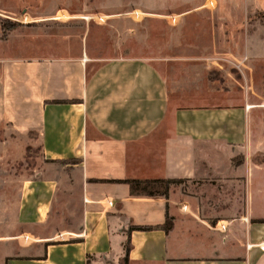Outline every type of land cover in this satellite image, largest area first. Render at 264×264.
Returning a JSON list of instances; mask_svg holds the SVG:
<instances>
[{"label":"crops","instance_id":"obj_1","mask_svg":"<svg viewBox=\"0 0 264 264\" xmlns=\"http://www.w3.org/2000/svg\"><path fill=\"white\" fill-rule=\"evenodd\" d=\"M210 1L205 47L250 68L264 57L256 49L264 26L248 17L264 9L244 0L235 25L230 10ZM78 48L75 56H48L41 45L17 54L0 40V128L22 137L36 130L44 161L20 185L19 231L0 235V264H123L128 240V264H264V219L256 221L252 196L238 216L211 223L172 189L135 195L118 182L238 176L232 160L247 143L249 105H178L169 92L201 95L205 77L176 73L169 81L146 59L97 61L84 41ZM74 193L75 212L64 204ZM64 208L76 226L46 230Z\"/></svg>","mask_w":264,"mask_h":264},{"label":"rangeland","instance_id":"obj_2","mask_svg":"<svg viewBox=\"0 0 264 264\" xmlns=\"http://www.w3.org/2000/svg\"><path fill=\"white\" fill-rule=\"evenodd\" d=\"M217 1L219 10L231 11L230 18L234 20L231 24L240 25L243 18L239 22V17L246 2ZM253 2V6L264 9V0ZM205 3V11L190 10ZM213 3L210 0H0V40L13 43L17 54L34 53L41 45L48 56L78 55L82 40L93 60L137 57L154 63L169 81L176 73L205 77L209 91H200L201 95L169 92L178 105H249L247 143L232 160L233 166L239 168L238 176L182 180L171 184L169 189L193 200L195 213L211 223L216 217L241 214L251 196L257 210L255 219H264V57L250 63V68L242 65L239 69L219 55L225 50L217 54L209 52L205 46L210 41L213 22L204 13L215 7ZM248 19L264 26V10ZM2 23L7 27L15 25L3 32ZM186 44L192 48L185 47ZM256 49L264 54V43L257 41ZM179 57L180 63L168 62L169 58ZM199 60L205 64H198ZM43 163L36 130L22 137L3 124L0 235L19 231L15 216L20 185ZM64 196L67 198L64 204L73 206L75 212L76 193ZM63 210L65 214L58 210L59 215L51 218L46 230L76 226L72 223L76 215L72 217L66 208Z\"/></svg>","mask_w":264,"mask_h":264},{"label":"trees","instance_id":"obj_3","mask_svg":"<svg viewBox=\"0 0 264 264\" xmlns=\"http://www.w3.org/2000/svg\"><path fill=\"white\" fill-rule=\"evenodd\" d=\"M13 25L15 24H12L11 26L7 27L5 23H2L1 29L4 32L7 29L12 28ZM181 181L182 180L180 179H131V178L118 180V182H124L129 185L131 194L163 195V196H167L168 189L171 184ZM256 221H262V219H256ZM162 228L167 230L168 226L166 225V223L162 225ZM129 247H130V243L128 240L125 247L126 253L122 259L123 264H128Z\"/></svg>","mask_w":264,"mask_h":264},{"label":"built area","instance_id":"obj_4","mask_svg":"<svg viewBox=\"0 0 264 264\" xmlns=\"http://www.w3.org/2000/svg\"><path fill=\"white\" fill-rule=\"evenodd\" d=\"M208 4H211V2H209ZM237 67H238V64H237Z\"/></svg>","mask_w":264,"mask_h":264}]
</instances>
